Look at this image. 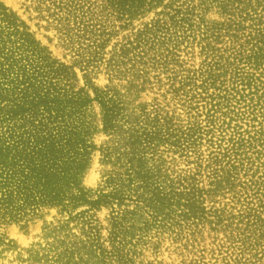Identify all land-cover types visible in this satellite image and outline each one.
<instances>
[{
    "label": "rangeland",
    "instance_id": "rangeland-1",
    "mask_svg": "<svg viewBox=\"0 0 264 264\" xmlns=\"http://www.w3.org/2000/svg\"><path fill=\"white\" fill-rule=\"evenodd\" d=\"M0 264H264V0H0Z\"/></svg>",
    "mask_w": 264,
    "mask_h": 264
},
{
    "label": "trees",
    "instance_id": "trees-1",
    "mask_svg": "<svg viewBox=\"0 0 264 264\" xmlns=\"http://www.w3.org/2000/svg\"><path fill=\"white\" fill-rule=\"evenodd\" d=\"M73 175L74 176L76 175V171L74 172ZM59 191H60V188H58V186H56V188L51 193L38 194V196H36L35 194L39 193V192H31V193L30 192H28V193L24 192V194L26 196V199H27V197H31L33 199L32 202H36L38 200L41 202H52V201H55V199L59 196Z\"/></svg>",
    "mask_w": 264,
    "mask_h": 264
}]
</instances>
